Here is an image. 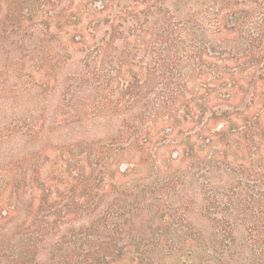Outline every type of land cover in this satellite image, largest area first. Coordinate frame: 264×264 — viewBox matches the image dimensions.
Segmentation results:
<instances>
[{
    "label": "trees",
    "instance_id": "1",
    "mask_svg": "<svg viewBox=\"0 0 264 264\" xmlns=\"http://www.w3.org/2000/svg\"><path fill=\"white\" fill-rule=\"evenodd\" d=\"M81 1L0 0V89L53 100L43 126L13 127L45 144L41 128L59 121L43 151L58 152L54 188L37 181L34 195L21 176L29 239L53 214H39L54 200L44 190L63 194L58 256L39 264H264V0ZM7 164L0 183L16 190Z\"/></svg>",
    "mask_w": 264,
    "mask_h": 264
},
{
    "label": "rangeland",
    "instance_id": "2",
    "mask_svg": "<svg viewBox=\"0 0 264 264\" xmlns=\"http://www.w3.org/2000/svg\"><path fill=\"white\" fill-rule=\"evenodd\" d=\"M127 3H129V5H138L141 7V5L134 3L132 0H129ZM127 3L114 1L113 6L118 8ZM97 4H100V2H97ZM85 5L86 4L81 0H64L62 3V7L65 6L69 11L83 9ZM2 62L3 61H0V64H2ZM3 78L5 79V77ZM20 93L0 89V164H2V162L8 163L7 168L11 170L13 175H16V180H14V182L18 186L16 187V190L12 188V186L5 187V183H8L9 181L7 178L5 179V182L3 181L0 183V211H4L5 209L8 212L12 211L17 213L12 215L11 218L0 219V264H25L27 258L29 259V262H32L33 264L48 262L46 259H50L49 263H55L58 256L57 253H54L53 255L47 253L56 252L58 250V248H56L57 245L54 244L53 241L56 240L58 230L64 225L58 218V202H60V198L63 194H60L62 192L60 191L61 189H53L54 183L52 182V177L57 175L58 167L55 164V161L58 159V152L57 154L54 152L53 155L48 156L43 153V151L55 147L54 143L51 142L50 139H53L54 141V139L59 136V131H57L59 121H57L58 119L55 117L53 122H50V124L48 122L50 121V117L47 113H50L51 110L48 106L51 102H53L49 95L45 99L40 98L37 101H34V98H32L34 94L30 93V95H24L23 92ZM63 109L65 111H71L69 108ZM46 115L48 117V121H46L44 127L41 128L42 132L45 133L44 138L47 137L48 142L46 143L45 141V144L44 142L40 144L39 141H41V139L36 138L39 132L37 129L38 127L33 128L32 132L31 130L26 132L25 129L24 132H22L24 135L21 134V131L19 130L20 128L13 127L15 121L17 120L22 123H37V126H43L42 121ZM47 124H49L48 127ZM8 128H10V130H8ZM46 130L52 131L53 134L50 135V133H47ZM82 132V127H75L69 134L72 137H78ZM188 133L192 132L189 131ZM186 134L187 133H180L176 136V138L174 137L173 139H169L167 143L170 142V145L167 147H160L155 151V147L152 149V151H154V158L157 160V164H163L162 160L164 161L165 158L171 155L173 157L177 156V151L171 144L178 141H185ZM35 143H37L39 148L42 149L41 152H38L39 148L35 145ZM42 146L44 148H42ZM76 151H80V149L78 148ZM152 151L151 153H153ZM123 159L126 160L127 163L131 162L128 161V157H124ZM127 163L121 166L122 169H124L125 165H132L131 163ZM24 171L26 172L27 180H33L31 188L34 195H37L35 194V187L39 185L37 181L41 182L45 180V182L51 183V187H53L48 191H44L50 193V199L54 200L49 201L47 206L41 205L40 208L44 207L41 211H39L40 215L47 214V210H49L50 205H52V210L50 212L53 214H49L50 216L46 218V223L43 225V228L42 226H39L40 229L36 232L38 233V236L40 235V237H42L41 241L29 239L28 233L23 230V227H19L25 217L24 209L29 205L30 188L22 187L21 185V176ZM142 171L146 173L143 168ZM35 173H38L39 177L36 176ZM17 176H20V179H18ZM113 179L114 180L109 182L119 183L122 181V179L117 176ZM43 188L46 187L44 186ZM66 188L68 189L69 186L67 185ZM13 189L15 190V193ZM22 196L24 202L21 199ZM30 204L32 205V214L29 218L33 222V219L36 218V212L33 211L40 205L36 199L35 201H31ZM66 228L67 227L64 229ZM75 229H77V227H75ZM84 233H89V231L84 230ZM77 239L78 236H67V234H65L64 239L62 238V242L65 244V248H67V245L68 247H72L73 244L77 243ZM35 246L37 250L33 249ZM27 250L29 251L26 252ZM43 253H45V259L39 258V255H43Z\"/></svg>",
    "mask_w": 264,
    "mask_h": 264
}]
</instances>
